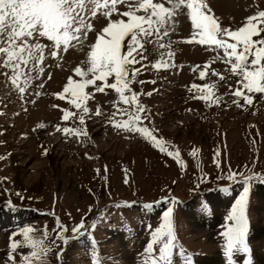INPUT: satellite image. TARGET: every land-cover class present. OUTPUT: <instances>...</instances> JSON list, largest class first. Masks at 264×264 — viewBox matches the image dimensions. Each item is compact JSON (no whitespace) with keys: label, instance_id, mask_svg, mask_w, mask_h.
<instances>
[{"label":"rangeland","instance_id":"374dc122","mask_svg":"<svg viewBox=\"0 0 264 264\" xmlns=\"http://www.w3.org/2000/svg\"><path fill=\"white\" fill-rule=\"evenodd\" d=\"M206 3L222 27L231 29L264 10V0ZM112 18L120 17L114 14ZM92 23L94 30L88 33L83 48L61 52L62 59L46 56L44 73L32 80L23 96L0 75V217L2 221L19 217L0 228V264H23V257L30 254L20 235L24 228H32L30 235L44 240L49 249L42 264H79L69 236L82 232L94 233L100 239L98 245L105 254L99 259L101 264H143L151 233L164 223L169 208L177 238L173 264H186L187 256L192 257V264H227L222 233L231 223L226 218L245 187L249 189L246 240L250 253H235L233 260L244 264L250 255L251 264H264V93H246L252 98L250 105L233 96L240 77L234 76L221 59L211 63V69L223 75V80L211 72L200 79L199 70L193 71V66L211 62L217 53L207 46L184 42L192 32L184 10L175 17L173 30L163 41L171 42L175 67L159 71L151 67L160 53L168 50H157L153 44L145 45L148 59L143 63L147 67L132 66L141 68L130 84L145 109L140 113V126L154 130L153 134L164 141L166 152L139 133L113 126L110 117L116 111L114 104L129 112L134 106L119 102V95L111 88L101 93L89 86L86 91L94 95L86 104L89 112L85 123L81 125L78 116L65 121L61 109H77L55 93L62 91L73 69L86 59L88 46L107 20L101 16ZM7 71L0 68V73ZM113 82L114 77H110L108 83ZM193 84H214L213 94L220 98L219 103L193 98L206 94L190 90ZM97 108L100 115H96ZM113 119L122 121L127 116L118 114ZM57 127L82 128L87 135H65ZM177 151L179 162L167 154ZM233 173L235 179H228ZM161 199H165L166 207L159 224L153 226L155 220L149 218L142 203ZM189 201L194 210L190 211ZM39 212L52 213L54 225L47 223L51 216L36 217ZM140 212L146 216L141 217ZM82 221L84 227L74 233L72 229ZM107 221L113 223L108 226ZM105 227L121 231L124 246L112 242L111 236V240L103 238ZM57 233L69 238L59 239ZM13 242L18 243L15 251ZM154 247L158 254L160 245ZM90 258L80 263L88 264L93 261Z\"/></svg>","mask_w":264,"mask_h":264},{"label":"snow or ice","instance_id":"6c2138e0","mask_svg":"<svg viewBox=\"0 0 264 264\" xmlns=\"http://www.w3.org/2000/svg\"><path fill=\"white\" fill-rule=\"evenodd\" d=\"M119 6H124L126 10L121 11ZM184 10L192 28L190 38L184 42L207 46L208 50L217 53L211 62L203 66L195 65L192 70H199L200 79H205L211 72V75L223 80V75L211 69V63L221 59L229 65L234 76L240 77L236 82L238 87L231 94L250 105L252 98L246 93H264V10L246 17L236 29L224 28L206 0H0V68L8 70L0 75L6 76L23 96L32 80L39 79L44 73L46 56L62 59L61 52L78 46L83 48L88 33L94 30L92 21L102 16L107 23L97 33L95 42L88 46L86 59L73 69V75L68 77L62 91L55 93L58 99L66 100L77 109V112L61 109L62 119L67 121L78 116L79 123L83 125L89 112L87 101L94 95L86 89L92 86L96 92L102 93L105 88H111L119 95V102L134 106V111L129 112L114 104L116 111L110 117L113 126L126 132L139 133L150 140L154 147L166 152L164 141L153 134L154 130L140 126V113H144L145 109L139 105L138 94L132 92L130 84L136 80L141 68L147 67L143 63L148 59L146 44H153L157 50L168 49L166 53L161 52L160 59L151 64L153 69L159 71L175 67L171 63L174 56L171 42L166 44L163 41L173 30L175 17ZM114 14L120 18L113 19ZM135 64H140L141 68L132 67ZM110 77H114L111 84L108 83ZM97 81L101 83L97 84ZM39 87H43V84ZM214 87V84H193L190 90L195 89L201 93L206 91V94L193 98L218 104L220 98L214 97ZM126 92L131 95H125ZM233 103L243 107L235 100ZM100 114L97 108L96 115ZM118 114L127 116V119L114 120ZM57 131L77 137L87 135L82 128L57 127ZM167 154L175 156L179 162L178 151ZM192 155H196V152L193 151ZM216 163L219 167V162ZM235 175H229L228 179H235ZM248 192L249 189L245 187L226 218L231 222L222 233L226 241L224 254L227 264H235V253H250L246 240L249 229L246 215ZM172 223V209L169 208L164 215V223L151 233V239L144 249L147 259L143 264H173V249L177 247V238ZM83 227L82 221L72 231L75 233ZM32 232V228H24L20 233L25 245L31 249L30 254L23 257V264H42L49 249L44 245V240L34 239L30 235ZM57 238L63 239L59 233ZM157 244L160 245L158 254L154 247ZM17 247V242L11 244L13 251ZM180 253L184 255L182 248ZM9 259L13 257L10 255ZM92 264L101 262L96 258ZM186 264H192L191 256L186 257ZM244 264H251L250 255Z\"/></svg>","mask_w":264,"mask_h":264},{"label":"crops","instance_id":"0c3cea01","mask_svg":"<svg viewBox=\"0 0 264 264\" xmlns=\"http://www.w3.org/2000/svg\"><path fill=\"white\" fill-rule=\"evenodd\" d=\"M53 215V214H52ZM52 215H47V216H51V218L47 221V223H48V225H54L52 222V219H53V216ZM161 216H162V214H160V215H158V216H156V218H154L153 220H155L154 221V223H153V226H156L157 224H159V218H161ZM182 222V221H181ZM36 224V223H35ZM21 249H23V248H21ZM81 251V250H80ZM80 251H77V252H75V254H73V256H76V255H78L79 253H80ZM96 254V253H95ZM97 255V257L96 258H99L100 260H102V258H103V256L105 255V254H101L100 255V253H99V251H98V254H96ZM66 261V260H65Z\"/></svg>","mask_w":264,"mask_h":264},{"label":"bare ground","instance_id":"6f19581e","mask_svg":"<svg viewBox=\"0 0 264 264\" xmlns=\"http://www.w3.org/2000/svg\"><path fill=\"white\" fill-rule=\"evenodd\" d=\"M235 8V7H234ZM7 217V216H6ZM18 218L19 217H15V216H9V217H7V219L6 220H4V221H2L1 220V217H0V228L1 227H3V226H7V225H9V224H12V223H14L15 221H17L18 220Z\"/></svg>","mask_w":264,"mask_h":264},{"label":"water","instance_id":"95a60500","mask_svg":"<svg viewBox=\"0 0 264 264\" xmlns=\"http://www.w3.org/2000/svg\"><path fill=\"white\" fill-rule=\"evenodd\" d=\"M45 214L44 213H38L37 215H36V217H42V216H44Z\"/></svg>","mask_w":264,"mask_h":264}]
</instances>
